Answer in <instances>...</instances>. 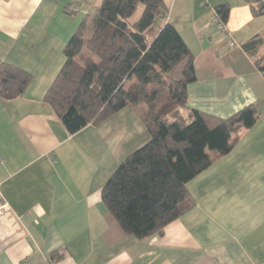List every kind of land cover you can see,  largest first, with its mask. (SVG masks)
<instances>
[{
  "label": "crops",
  "instance_id": "obj_1",
  "mask_svg": "<svg viewBox=\"0 0 264 264\" xmlns=\"http://www.w3.org/2000/svg\"><path fill=\"white\" fill-rule=\"evenodd\" d=\"M74 1L69 15L63 9ZM100 0H0V63L31 74L24 92L0 99V264H264V77L243 44L264 35L247 0H163L166 21L194 56L187 106L227 118L260 114L237 144L187 183L195 205L144 239L125 234L101 188L148 140L125 106L70 134L44 95L63 48ZM229 4L222 30L215 7ZM226 32L236 44L230 45Z\"/></svg>",
  "mask_w": 264,
  "mask_h": 264
},
{
  "label": "trees",
  "instance_id": "obj_2",
  "mask_svg": "<svg viewBox=\"0 0 264 264\" xmlns=\"http://www.w3.org/2000/svg\"><path fill=\"white\" fill-rule=\"evenodd\" d=\"M247 1L255 3L253 15L264 14V0ZM73 4L64 6L69 15ZM166 10L163 0H100L88 7L43 99L70 134L125 106L136 111L148 140L117 165L100 197L121 230L140 240L161 233L195 205L187 183L227 154L260 117L254 104L227 118L187 106V86L196 80L194 56L166 21ZM215 12L225 24L229 4ZM243 47L264 77V35ZM31 78L0 63V99L20 96Z\"/></svg>",
  "mask_w": 264,
  "mask_h": 264
},
{
  "label": "built area",
  "instance_id": "obj_3",
  "mask_svg": "<svg viewBox=\"0 0 264 264\" xmlns=\"http://www.w3.org/2000/svg\"><path fill=\"white\" fill-rule=\"evenodd\" d=\"M213 21L222 29L224 30V24H222L218 18L217 15H214ZM225 31V30H224ZM226 35L229 39L230 45L236 44L235 41L231 38V35L226 32ZM8 209L6 201L3 199L2 195L0 194V214H2L5 210Z\"/></svg>",
  "mask_w": 264,
  "mask_h": 264
},
{
  "label": "rangeland",
  "instance_id": "obj_4",
  "mask_svg": "<svg viewBox=\"0 0 264 264\" xmlns=\"http://www.w3.org/2000/svg\"><path fill=\"white\" fill-rule=\"evenodd\" d=\"M139 14H140V11L138 10V11L133 15V18H132V19L138 18Z\"/></svg>",
  "mask_w": 264,
  "mask_h": 264
}]
</instances>
